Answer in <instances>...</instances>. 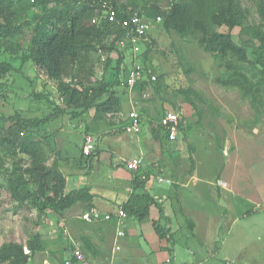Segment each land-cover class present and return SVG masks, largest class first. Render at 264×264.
Segmentation results:
<instances>
[{
	"label": "rangeland",
	"instance_id": "374dc122",
	"mask_svg": "<svg viewBox=\"0 0 264 264\" xmlns=\"http://www.w3.org/2000/svg\"><path fill=\"white\" fill-rule=\"evenodd\" d=\"M119 1L127 3L129 0ZM69 2L70 0H51L46 7L43 5V0H20L15 4L16 21L20 24L21 30L9 40L10 43L0 46V60L8 61L14 66L13 70L0 78V139L7 135L10 128H20L22 135L29 132L20 125V122H12L7 117L14 115H19L24 119L35 116L44 117L59 105L64 108V112L60 114L55 125L50 128V122L39 129L37 136L44 137L57 129L60 133L56 135L58 138L57 145L65 144L72 157L75 154L80 157L81 146L84 143L86 133L92 134L95 144L96 142L103 144L105 141L104 136L109 134L112 140L115 141L113 146L109 144V147L114 150L118 148L117 145L121 149H125L130 141L137 142L139 146L138 158L143 159L141 163L143 170L150 173L148 170L153 169L154 174L156 173L158 177L168 179L171 188L177 191L180 184L186 178L188 179L192 173L196 172L202 176L200 169L205 170L206 176L210 175L208 171L211 175L217 174L224 164L222 150L229 140L236 141L237 136L244 139L241 136L242 133H248L247 135L251 136L253 134L252 128L263 130L264 112L256 113L250 100L243 98L238 89L226 88L215 81L216 77L227 71L226 60L230 58L231 61L237 62L236 58L232 59L231 56L226 57V59L217 58L213 54L204 51L195 37H181L174 31L167 32L161 23H158L149 31L144 42L152 48L147 66L153 71L154 69L157 70L156 73L154 71V74L162 78V84L152 83L144 88L139 87L129 92L124 84L119 82L115 67L119 55L103 48L104 42L98 43L96 49L90 52L94 64L95 78L109 82L119 101L117 111H109L107 114H104L105 112L100 113L104 114V117L103 120L99 121V127L96 129L98 136H95L94 132L85 129L86 122L82 119V116L74 118L72 115L73 112L82 110L85 102L84 94L82 93L80 103L78 102L80 107H76L74 103L68 104L67 99L63 102L58 99V95L62 92L60 84L73 88V86H76L75 79L69 77L56 80L37 68L30 59H24V56L29 55L30 52L35 24L45 21L41 18L48 16L49 10L64 9ZM242 2L245 7L251 10L250 21L261 24L264 30V19L259 15L255 2L251 0H242ZM139 3L141 6L144 5L141 0ZM217 30L220 32L230 31L224 25L218 27ZM231 34L234 42L246 47L248 57L250 60H254L257 52H259V41L242 27L233 28ZM110 40L109 38L107 42ZM124 49V64L121 65V73L123 67L129 69L134 63L141 64L139 58L145 47L140 46L138 53L135 55L131 54L132 51L127 48ZM238 63L242 64L251 77L261 78L260 66H254L246 62ZM256 74L259 76H256ZM183 88L195 89L205 98L204 102L198 101V107L195 108L189 103L185 94L179 91ZM37 94L47 95V99L52 100L51 103L47 99H37L35 97ZM262 96L264 97V86ZM102 97L106 98V95ZM86 101L89 102V99H86ZM172 107L184 111L186 128L174 142L163 143L153 138L151 129L153 125L155 126L159 117H162ZM132 110L137 111L142 120V132L138 136L131 135L132 133L128 130L131 121L129 114ZM97 111L95 105L89 108L87 119L91 125H96V122H90V117H95L99 112ZM64 129L67 136L62 134L63 131L61 130ZM29 130L31 129L29 128ZM105 130L110 132L104 134ZM226 138H228L227 141ZM1 141L3 140H0V245L4 242L16 241L26 246L32 234L39 232L43 237H47L48 242H59L64 251L60 253L51 250L52 245L50 244L48 249L45 248L44 251L38 252L31 258L28 264H60L63 256L70 254L73 241L68 243L62 238L52 239L51 235L55 233L57 235L62 227L68 228L70 226L71 229L68 228V230H73L75 224L73 219L76 216H82L83 208L71 210L67 213L64 224L60 225L63 216L54 212L52 207H48L46 212H40L30 198L24 201L16 198L13 179L15 175L22 173L28 167V157L12 150L8 140L2 143ZM44 142L48 158V153L51 150L58 149L57 147L51 149L52 145L48 140ZM228 144L234 146L233 142ZM263 145L264 141L259 142L257 147ZM251 146L244 147L240 154L243 159L242 162L246 160L247 164H250L248 166L250 171L254 169V163L248 159L249 149L253 148ZM213 153L217 157L215 163L212 157ZM254 155L257 156L256 153ZM68 159L71 162L70 158ZM49 160L50 158L47 159V166L54 167L53 160ZM24 176L27 178L25 174ZM211 179L218 185L216 177L213 178L212 176ZM191 185L188 188H191ZM29 188L33 189L34 185L30 184ZM191 189L195 190V194L202 190L199 189L198 183L193 185ZM206 189L204 190L206 197L208 196L211 200L213 196L215 199V190L208 191ZM188 192H184V194H188ZM175 193L176 199L179 201L178 193ZM175 202V199L172 200L173 205L177 208ZM209 203V205H205L208 208L203 211L208 216L203 217L200 224V238L205 246L199 245L200 241L198 239L190 242L189 248L198 250L196 260H194L193 254L189 253L187 247L178 245L176 247L177 264H182L187 260L191 261L190 263L195 261L194 264L198 261L200 264H264V225L261 220L251 214L249 219L237 218L236 221H233V217L237 212L231 211V220L228 224L225 221L222 224L218 219L217 206L211 204V202ZM250 205L252 206V204ZM241 206L249 205L243 202ZM179 210L182 211V208ZM228 228L230 229L229 238L225 241L220 253L213 255L212 251L215 244L220 245L222 243L224 237L228 235L226 234ZM215 230L219 237L214 235ZM83 240L84 238L80 239V241ZM122 253L117 254L116 260L114 259L115 264H121L119 260H121ZM226 257H228V262L225 259L223 260ZM137 262H139L138 264H144L140 258L137 259ZM122 264L127 263L122 262Z\"/></svg>",
	"mask_w": 264,
	"mask_h": 264
},
{
	"label": "trees",
	"instance_id": "16d2710c",
	"mask_svg": "<svg viewBox=\"0 0 264 264\" xmlns=\"http://www.w3.org/2000/svg\"><path fill=\"white\" fill-rule=\"evenodd\" d=\"M18 1L20 0H0V46L10 43L9 40L21 30L20 24L16 21L14 10ZM50 1L43 0L44 7ZM101 1L104 0H70L64 9L49 10V15L41 18L45 21L35 24L29 55L24 56V59L33 61L37 68L51 78L56 80L69 77L75 79L76 86L73 88L60 84L62 92L58 95V99L60 101V98H63V101L67 99L68 104L74 103L76 107H80L78 102L82 93L84 94L85 102L82 110L73 112L72 115L74 118L83 117L82 119L86 122L85 129L98 133L96 129L99 127V121L103 120V115L109 111L118 110L119 101L112 90V85L95 78L90 52L96 49L98 43L104 42L103 48L119 55L115 66L119 82L123 83L127 80L128 68L123 67L121 73L125 49L121 47L119 42L126 33L117 20L127 16L128 7L140 8L142 15L153 22H155L156 17L161 16V21L158 23H161L167 32L174 31L181 37H195L204 51L217 58L226 59L229 56L232 59L236 58L237 62L231 61L230 58L226 60L227 71L216 77L215 81L226 88L238 89L243 98L250 100L256 113L264 112V97L262 96L264 86V30L261 24L250 21L251 10L243 5L242 0H141L144 2L143 6L139 5L140 0H129L127 3H122L119 0H107L111 1L118 12L115 19L103 14ZM251 1L255 2L259 15L264 19V0ZM95 18H98V21L94 22ZM223 25L227 26L230 31L220 32L217 30ZM235 27H242L259 41V52H257L254 60H250L248 57L246 47L234 42L231 30ZM109 38L111 40L107 42ZM142 45L145 49L141 52L139 59L147 77L139 81L134 89L144 88L148 84L157 82L162 84V78L158 75H156L155 81L151 80L150 68L147 64L152 48L144 41L140 43V46ZM238 62L260 66L261 78L251 77L242 64ZM13 69L12 63L0 60V78ZM154 71L157 72L155 69ZM256 76L259 75L256 74ZM179 91L185 94L189 103L195 108L198 107V101L204 102L205 100L202 94L193 88H183ZM103 95H106V98H103ZM35 97L47 99L45 94H37ZM86 99H89V102ZM47 101L51 103L52 100L47 99ZM92 105H95L96 110L99 111H97L98 116H89L90 122H96V125H91L87 119L89 108ZM172 109L176 110L173 107ZM63 112L64 108L57 105L52 112L44 117L35 116L24 119L19 115L9 116L7 117L8 120L15 123L20 122V125L29 132L22 135L20 128H10L7 132L8 136L5 135L0 140H3L1 143L8 140L12 150L28 157V167L22 173L15 175L13 179L15 197L20 201L30 198L40 212H46L48 207H52L54 212L64 217L66 215L64 212L77 201L92 200L94 195L90 193L87 187L72 190L65 194L66 176L57 167L47 166L48 158L44 141L48 135L37 136V133H39V129L50 122L56 121ZM102 112L105 113L100 114ZM161 119L162 117H159L155 126H152L151 134L154 139L163 143L172 142L168 138L166 128L161 124ZM180 128L183 132L186 124L181 122ZM82 146L79 165L80 162L89 165L99 152L94 149L91 154L85 155ZM80 168L83 169L82 166ZM142 174H144V178ZM148 178L149 174L145 171H136L133 174V192L122 205L129 217H137L142 221L149 217V209L153 204L163 211L162 205L148 190ZM30 184L34 185L33 189L29 188ZM156 230L161 237L167 235L165 227H161L159 224H156ZM81 242L86 252L92 250L97 253L88 240L84 239ZM26 248L29 253H26ZM44 250L43 235L35 232L26 246L16 241L1 244L0 263L28 264L31 258Z\"/></svg>",
	"mask_w": 264,
	"mask_h": 264
},
{
	"label": "crops",
	"instance_id": "0c3cea01",
	"mask_svg": "<svg viewBox=\"0 0 264 264\" xmlns=\"http://www.w3.org/2000/svg\"><path fill=\"white\" fill-rule=\"evenodd\" d=\"M55 123L56 121L52 122L50 128ZM61 131H63L62 134L67 136L65 129ZM109 132V130H105L103 133ZM94 133L95 136H98V133ZM252 133L251 136L247 135L248 133H242L241 136L244 139H240V136H237L236 141L231 139L225 144L222 150L224 164L217 174H214L218 179V185L211 179L212 176L213 178L215 177L211 175L210 171H208L209 173L207 172L210 174L208 177L204 173L205 170L200 169V174L203 177L194 172L175 191L169 185L170 181L168 179L158 177L156 173L154 174L155 171L153 169L148 170L150 171V173L148 172L150 176L147 181L148 190L157 202L162 205L163 211L153 204L149 209V217L143 221L137 217H129L127 215L123 221L122 229L124 230V234L122 236H117L116 234V223L114 219L105 220L100 218L96 221L88 222L82 219L81 216H76L73 219L75 222L73 230H68V228L71 229L70 226L68 228L62 227L57 232V235L56 233L51 235L52 239L62 238L68 243L69 241H80L82 238L88 240L97 253H94L92 250L90 252L87 250V254L96 264H107L112 257L116 260V256L119 255L118 253L122 252L121 260H119L121 264L122 262L138 264L137 259L139 258L144 264H177L176 247L178 245L187 247L189 253L193 254L194 260H196L198 250L194 248L190 249V242L198 239L201 243L199 245L205 246L200 238V224L202 223V218L208 216L203 211L208 208L205 205H209V202L217 206L219 212L218 219L222 224H224V221L228 224L229 220H231V211H234V213L236 211L237 213L233 217V221H236L237 218L249 219L252 214L259 218L264 225V145L257 147L259 142L262 143L264 141V127L263 130L260 128H252ZM58 134L60 133L57 129L51 131L48 133L46 141L48 140L50 145H52L51 149H55L56 147L58 149L51 150L48 153V158L53 160L55 166L66 176L65 194H68L72 190L87 187L90 193L94 195L92 200L77 201L64 214L67 215V213L75 208H83V213L92 208L97 209L101 213H115L130 198L133 192V174L136 171L133 172V170L128 169L126 164L129 160L133 159H138L142 163L143 159L138 158V143L130 141L127 148L121 149L117 145L118 148L114 150L109 147V144L113 146L115 141L108 134V136H104V143L106 144L99 143V145L96 142L95 150L99 152L98 156L89 165L80 162L83 168L81 169L79 155L75 154L72 157L65 144L57 145L58 138L56 135ZM131 135L138 136L139 134ZM233 138L235 139V136ZM230 142H233L234 146H229L228 143ZM250 145L253 148L249 149L250 154H248V159L254 163V169L251 171L248 168L250 164H247L246 160L242 162L243 159L240 155L244 147ZM255 153L257 154L256 157L254 155ZM212 157L215 163V159L217 158L216 154L213 153ZM68 158H70L71 162H69ZM259 167L260 170L258 171ZM143 171L142 164H140L138 172ZM142 175L144 176V174ZM248 177L250 182H248ZM197 183L199 189L202 190L195 194V190L191 188ZM190 184H192L191 188H188ZM205 188L208 191L215 190V199L213 196L211 200L208 196L206 197V193H204ZM187 189L189 192L186 191ZM183 191L188 192V194H184ZM175 192L178 193L179 201L176 199ZM174 199L177 208L172 203ZM89 202H91L90 205ZM243 202H246L249 206H241ZM181 208L182 211L179 210ZM66 215L61 218L60 225L64 224ZM215 217L217 218V216ZM156 224L165 227L167 231L165 237H161L158 234ZM226 234L228 235L222 240L221 246L215 244V248L212 251L213 255L220 253L222 246L225 245V241L230 235L229 228L226 230ZM214 235L219 237L216 230L214 231ZM46 238V236L43 237L46 249L51 244V250L62 253L64 248H61L59 242L50 243ZM117 246L119 247L118 249ZM64 257L66 256L64 255ZM224 259L228 262V257ZM190 262L187 260L182 264L195 263V261ZM197 263L200 264L199 261Z\"/></svg>",
	"mask_w": 264,
	"mask_h": 264
},
{
	"label": "built area",
	"instance_id": "2783aa9c",
	"mask_svg": "<svg viewBox=\"0 0 264 264\" xmlns=\"http://www.w3.org/2000/svg\"><path fill=\"white\" fill-rule=\"evenodd\" d=\"M101 10L106 17L113 18L118 15L117 10L111 3V1H101ZM127 16L123 19H118L117 22L121 26V28L125 31V37L121 39L120 45L122 48H128V50L132 51L131 54H137L138 50L140 49V43L145 41L149 31L153 28L155 23L161 21V16L156 17L155 22L150 19L144 17L141 13L140 8H132L128 7L127 9ZM98 21V18L94 19V22ZM128 46V47H127ZM149 73L151 74V80H156V75L153 73L152 69H149ZM146 74L144 73V69L139 63H134L132 67L128 69V76L127 80L123 82L124 86L126 87L129 92H132L136 86V84L146 79ZM63 102V98H60ZM131 119L130 126L128 130L135 135H138L142 131V120L140 114L137 111L132 110L129 114ZM186 122V116L183 110H174L169 109L163 115L161 119V124L166 128L168 132V138L172 142L177 140L180 134H182L180 123ZM95 141L92 134H86L84 136V143L82 146L83 153L85 155H89L95 149ZM141 161L138 159L129 160L126 164L127 168L133 171H138L140 168ZM144 178V176H142ZM127 216L126 211L123 207L118 208L115 213H101L97 209L92 208L85 213L82 214V219L93 222L100 218L105 220H113L116 223V234L117 236H122L124 234L123 228V221L124 218ZM119 247L117 246V249ZM26 253H29V250L25 249ZM60 264H96L92 261V259L87 254L86 250L84 249V245L81 241L75 240L73 241V247L71 248L70 254L66 257H63ZM107 264H115L114 258L112 257L111 260Z\"/></svg>",
	"mask_w": 264,
	"mask_h": 264
}]
</instances>
